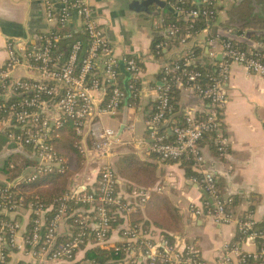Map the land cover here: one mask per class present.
Masks as SVG:
<instances>
[{"label":"built area","instance_id":"2783aa9c","mask_svg":"<svg viewBox=\"0 0 264 264\" xmlns=\"http://www.w3.org/2000/svg\"><path fill=\"white\" fill-rule=\"evenodd\" d=\"M211 4L213 0H199ZM45 20L63 29L70 14H75L82 23L88 48L79 59L81 43L69 32H43L39 47L28 50L14 41L6 46L7 59L0 66V131L12 150L30 157L28 174L18 182L6 183L0 188V264H5L6 245L27 252L39 264H74L76 253L89 244L93 248L107 249L111 220L125 217L149 200V193L133 190L131 201L117 193V178L107 162L112 155V146L118 142L116 134L104 128L102 116H116L123 107L131 109L132 100L138 93L137 82L141 77L138 62L124 60L131 83L128 94L119 84L118 65L105 33L97 26L93 11L87 0H59V9L45 1ZM182 1L171 4L176 14L197 17V11H184ZM201 15L207 17V12ZM171 28H173L171 26ZM174 31L170 32L172 35ZM182 37L181 45L189 40ZM72 41L64 56L59 50L63 41ZM221 61L214 63L215 77L212 84L203 88L195 84L200 76L196 72L185 73V89L194 92L206 104L204 118L195 120L188 116L182 125L170 128L171 142L162 131L171 112L168 103L169 87H153L156 96L152 115L146 122L149 151L161 161L190 159L192 167L200 174L201 189L206 198L199 206L192 207V214L212 220L223 226L236 224L238 233L247 240L264 239L251 216L236 220L227 209L230 200L221 197L216 180L204 169V156L200 144L205 135L218 133L221 126V110L226 103L225 82L231 64L243 67L248 73L264 78V55L241 51L230 43H222ZM189 58L185 59V63ZM178 69V68H175ZM21 73L20 77L18 74ZM183 88L182 83H178ZM132 98L131 102L129 100ZM128 101V102H127ZM74 140V152L88 165L94 166L91 173L97 178L95 187L87 190L85 185L75 183L68 191L50 205H43L37 192H50L58 180L72 169L66 152L55 148L54 143ZM218 151L223 154L225 139L217 134ZM13 196H19L15 201ZM26 208L32 215V228L18 242L19 226L11 217L18 209ZM59 233H62L60 237ZM121 247L111 248L120 255L116 263L109 264H203L194 247L181 242L171 244L167 238L154 230L133 225L121 233ZM236 255L239 264L255 261L264 264V245L254 254H242L232 247L226 252L222 264H230L228 256ZM85 264H97L87 261Z\"/></svg>","mask_w":264,"mask_h":264},{"label":"crops","instance_id":"0c3cea01","mask_svg":"<svg viewBox=\"0 0 264 264\" xmlns=\"http://www.w3.org/2000/svg\"><path fill=\"white\" fill-rule=\"evenodd\" d=\"M45 1H49L59 9L57 4L59 0H0V66L7 59L6 46L9 42L14 41L16 45L35 50L40 45L39 36L54 26L45 20ZM87 1L97 26L105 33L113 50L118 65L119 84L123 85L125 91H129L130 76L126 77L124 74V71L127 72L124 62L126 58H134L142 72L137 82L138 93L132 100L134 106L131 109L123 107L119 111L116 115L120 120L118 128L116 131L112 130L118 134V142L112 146V155L107 158V162L118 180L117 193L123 199L131 201L133 190L149 191L148 201L143 204L136 201V204L140 205L135 208L136 211L139 210L137 215L149 222L142 228L162 234L171 244L184 242L194 247L203 264H222L226 252H229L232 247L238 248L242 254L256 253L263 245L243 238L238 233L236 224L220 226L210 219L192 214V207L199 206L206 198L201 189V176L193 167H191L192 174L188 175L181 166V162H163L149 151L151 141L148 138L146 122L152 114L156 100L152 88L161 86L159 75L161 68L165 65L164 58L154 57L150 46L153 36L164 31L168 14L174 11L170 7V1L159 0L163 7L152 1L147 12H137L134 9L144 0ZM218 7L220 10L215 24L181 47L168 52L167 60L173 55L198 46L202 54L198 61L214 66V63L220 62L223 43L214 35L215 33L233 41H248L250 47L264 51V46L258 42L244 36L236 37L235 30L226 31L217 28L219 24L227 20L231 12H243L252 17L263 16L264 0H219ZM167 8H170V11ZM72 24L76 30L82 27L81 21L76 17L73 18ZM20 75L22 74L19 73L18 76ZM181 89L183 91H181L178 106L185 118L189 115L194 117L204 113L206 104L194 92ZM224 90L226 103L221 110V126L218 133L226 141L225 152L221 154L218 151V133H215L214 149L210 139H203L200 144L205 160L203 166L206 171L213 174L221 197L236 198L237 205L233 211L236 220L251 216L256 225H259L264 221V78L248 73L239 65L231 64ZM3 101L4 97L0 96V102ZM131 119L142 123V133L130 143H120L119 137L128 129ZM171 126L173 124L169 122L164 126L169 138H171ZM66 141L70 148L71 140ZM68 147L61 145L58 149L67 152ZM12 148L13 146L7 141L0 150V183L18 182L29 172L28 166L31 163L27 160L31 158L11 151ZM67 156L70 158V155ZM123 157H127L128 164L138 169L148 166L154 173V182L137 184L120 176L118 169ZM80 160L81 165L83 160L82 158ZM71 161L73 163L72 158ZM75 170L71 169L69 175L61 178L64 182H68L67 191L78 181L88 190L95 187L94 180L91 181L92 173L88 169H79L83 174L80 180L74 176ZM72 172L75 173L72 174ZM9 174L14 176L12 181H8ZM44 192L47 191H39L37 194ZM160 209H169L170 213L177 217V228L166 230L154 225L151 218L155 219V217L150 215ZM32 218L33 215L26 208L18 209L11 217L19 226L18 242L27 235L32 225ZM131 221L130 216L128 218L126 216V219L122 217V221L111 228L107 249L93 248L90 244L82 247L76 253L74 264H85L89 261L87 253L92 249L103 251L124 245L121 233L124 229L133 226ZM59 235L61 238L62 233ZM6 254L5 264H39L27 252L8 244ZM228 259L230 264H239L234 254H230Z\"/></svg>","mask_w":264,"mask_h":264},{"label":"trees","instance_id":"16d2710c","mask_svg":"<svg viewBox=\"0 0 264 264\" xmlns=\"http://www.w3.org/2000/svg\"><path fill=\"white\" fill-rule=\"evenodd\" d=\"M171 4L177 2L178 0H168ZM182 5L181 8L184 11H197L199 14L197 17H185L183 14H176L174 11L168 14V18L165 20V28L163 32L154 35L152 38L150 50L151 53L154 55L156 59L164 58V66L161 68V72L159 75V81L162 87H169L167 96H168V103L171 107V112L168 114L167 122L173 125H182L185 121V115L181 112V108L178 106L179 99L181 96V88H178V83H182L183 89L187 86L193 85V83L187 82V78L185 73L182 70H186L187 72H196L200 74L198 78L195 79V84L202 86L203 88L212 84L210 81L213 77H215V67L203 64L198 61L201 58V50L198 46H194L192 49H188L183 51L180 54H176L171 56L168 60L166 59V54L170 52L172 49H177L181 47V40L182 37L188 34L189 40H192L196 37L197 34L201 33L203 30L210 28L212 25L215 24L217 20V15L220 10L218 7L219 0H213V3L209 4H201L199 0H181ZM168 9V8H167ZM170 11V8L168 9ZM166 12V11H165ZM202 12H207V17L201 15ZM75 14L71 13L70 18L67 20V24L63 29H60L57 24H54L52 28H50L49 32H69L72 34L74 40L81 43V53L79 55V59L84 57L83 52L88 48L87 37L83 33V27L79 30H76L72 24L73 18H75ZM171 26L173 28H171ZM217 28L224 29L226 31L235 30V36L241 37L244 36L251 41L258 42L262 46H264V15L252 17L248 14H244L243 12H231L228 15L227 20L223 24H219ZM174 31L172 35L170 32ZM217 36L221 41L224 43H230L234 48L241 50V51H251L254 53L263 54L264 51L256 50L253 47H250L249 42H239L233 41L228 37H221ZM74 40L70 41H63L59 44V50L64 56L68 53L69 46L72 44ZM165 50V52H164ZM189 58V62L186 64L185 59ZM178 68V69H175ZM121 88L124 90L123 85ZM128 94V91H125ZM132 98L129 100L131 102ZM128 102V101H127ZM2 102H0L1 104ZM152 115V114H151ZM151 117V116H150ZM204 113L195 116V120L203 119ZM166 136L167 142L172 141V137H167L166 129L162 128ZM204 139H210L212 142V149L215 147L213 146V141H215V133H210L205 135ZM6 133H0V150L1 148L7 143ZM70 143V142H69ZM74 140H71V147H68V143L66 140H62L61 142L58 141L54 143L56 149L62 146H67L68 151L66 155H70V164H72L71 158L74 161H77V165H80L81 160L79 159L78 155L75 154L74 148L72 147L74 144ZM211 145V144H210ZM214 147V148H213ZM59 150V149H58ZM80 161V162H79ZM167 163H177L181 162V166L185 169V172L189 175L192 174L191 167L193 165L190 159L182 158L179 161H166ZM71 166V165H70ZM73 166V164H72ZM71 166V167H72ZM147 168V169H146ZM144 169H138L131 164H128V158L123 157L119 164L118 173L120 176L126 178L129 181L135 182L137 184H151L154 182L153 172L148 168V166ZM69 175V174H67ZM13 175L9 174L8 181H12ZM63 178V177H62ZM141 178V179H140ZM60 182V184H59ZM59 187L55 185L52 187L50 192L39 193L38 198L43 205H50L54 203L57 199L62 198V196L67 192V188L64 189L66 182L60 179L58 181ZM68 184V182H67ZM66 184V185H67ZM62 185V186H60ZM6 183H0V188H5ZM63 187V188H62ZM19 196H13V199L17 201ZM225 198L230 200V203L227 205V209L234 211V208L237 205L236 198L234 196H226ZM138 209V208H137ZM136 211V210H135ZM133 211L127 215V218L130 216L132 217L131 223L133 225H138L141 228L143 226H147L149 224L148 220L141 219L138 216L137 210L136 212ZM155 217V219L151 218L150 216ZM149 216V215H148ZM149 217L154 222V225L161 229H174L177 228L176 218L174 215L170 213L169 209H160L155 211L154 214L150 215ZM122 221L121 217H118L115 220H111V228L116 227ZM259 231H264V221L257 225ZM32 225L27 234L31 231ZM144 228V227H143ZM257 244L264 245V239H258ZM87 258L89 261H93L97 264H109V263H116L120 259V255H116L113 249L109 250H98L92 249L88 251ZM247 264H259L255 261H248Z\"/></svg>","mask_w":264,"mask_h":264},{"label":"rangeland","instance_id":"374dc122","mask_svg":"<svg viewBox=\"0 0 264 264\" xmlns=\"http://www.w3.org/2000/svg\"><path fill=\"white\" fill-rule=\"evenodd\" d=\"M189 41V40H188ZM182 46V45H181ZM100 121H101V123H102V126L104 127V128H109V129H111V130H113V131H116V129L118 128V125H119V122H120V120H119V118H118V116H113V117H108L107 118V116H102L101 118H100ZM142 130H143V125H142V123H139V122H136V121H133L132 119H131V122L129 123V126H128V129H126L124 132H123V134H121V136L119 137V142L120 143H124V144H127V143H130L131 141H133L134 139H135V137H138L141 133H142ZM116 134V133H115ZM115 138H118V134H116V136H115ZM80 158V157H79ZM81 159V158H80ZM77 161H73V166H72V169H76L75 171H76V174H74V176H76V178L77 179H79L80 180V177L83 175V174H81V170H79V169H81V168H85V170H89V171H91L90 170V168L91 169H93L94 168V166H92V165H88L87 163H86V161L84 160L83 161V163L80 165V168L79 169H77L78 168V165H77V163H76ZM73 173H75V172H72V174ZM71 174V173H70ZM93 176L94 175H92L91 174V177H92V179H91V181L93 182V180H94V184L97 182V178L94 176V178H93ZM59 184H60V182H59ZM59 184H57V187L56 188H58L59 187ZM66 184H67V182H66ZM65 184V186H64V189L65 188H67V185ZM60 186H62V185H60ZM117 187H118V184H117ZM63 188V187H62ZM69 189V188H68ZM88 190V189H87ZM144 192H146V193H149V191H147V190H144ZM126 201H128V200H126ZM138 206H140V205H138V204H136V207H138Z\"/></svg>","mask_w":264,"mask_h":264},{"label":"water","instance_id":"95a60500","mask_svg":"<svg viewBox=\"0 0 264 264\" xmlns=\"http://www.w3.org/2000/svg\"><path fill=\"white\" fill-rule=\"evenodd\" d=\"M152 1L155 2V4H157L158 6L163 7V4L159 0H144V2H142L140 4V6L136 5L134 7V9L137 12H147L148 11V7H149V5L151 4ZM219 59H220L219 61H221V57ZM122 68H123V66H122ZM124 74H125L126 77L129 76V74L126 71H124ZM204 196H205V194H204Z\"/></svg>","mask_w":264,"mask_h":264}]
</instances>
